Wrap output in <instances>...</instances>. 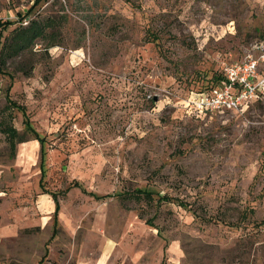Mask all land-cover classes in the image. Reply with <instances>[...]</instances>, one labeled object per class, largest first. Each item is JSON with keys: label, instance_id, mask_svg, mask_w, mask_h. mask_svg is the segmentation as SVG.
Here are the masks:
<instances>
[{"label": "rangeland", "instance_id": "rangeland-1", "mask_svg": "<svg viewBox=\"0 0 264 264\" xmlns=\"http://www.w3.org/2000/svg\"><path fill=\"white\" fill-rule=\"evenodd\" d=\"M35 2L0 0V122L27 140L14 152L0 132V264H264V97L186 108L224 65L258 58L264 0ZM33 19L44 37L9 51ZM8 96L47 136L44 176ZM44 192L59 194L57 232Z\"/></svg>", "mask_w": 264, "mask_h": 264}, {"label": "built area", "instance_id": "built-area-1", "mask_svg": "<svg viewBox=\"0 0 264 264\" xmlns=\"http://www.w3.org/2000/svg\"><path fill=\"white\" fill-rule=\"evenodd\" d=\"M258 58L226 64L222 68V83L195 93L186 100L188 114L240 112L264 97V43L256 45Z\"/></svg>", "mask_w": 264, "mask_h": 264}, {"label": "trees", "instance_id": "trees-1", "mask_svg": "<svg viewBox=\"0 0 264 264\" xmlns=\"http://www.w3.org/2000/svg\"><path fill=\"white\" fill-rule=\"evenodd\" d=\"M48 1H50V0H36L35 4L39 5L42 2H48ZM27 13H28V15H30L32 13V11L30 10ZM27 17H29V16H27ZM20 20L23 21L22 16H21ZM12 24H13V22H11V21L0 20V32H3L8 27H10ZM46 25H50V23L48 22L46 24L45 21L41 22V21H39V19L31 20L29 26L22 29L17 34V36H16L17 40L14 43L15 45L9 44V51L12 50V53L16 51L15 54H19V53L23 52L24 50L29 49L33 45V43L36 39H38L40 37H44V35H45L44 28ZM13 49H15V50H13ZM5 51H4V48H3V50H0V72H2V70H1L2 66L1 65H4V63L12 56V54H7L8 51L7 52H5ZM211 80H212V81H210L211 84H208L207 86H203L202 88H199L198 93L202 92L204 90L210 89L212 87H215L216 85L222 83V81H223L222 73L219 72V74L214 76ZM10 108L17 109L23 113L24 125H25L27 131H29L30 135L33 136L34 140L39 142V144L41 146V163H42L41 170H42L43 176L46 175V173L44 172V167H45V161H46L45 145L47 142V136L41 135L33 127V124H32V122H31V120L27 114L26 108L24 106H20L19 104H17V102L13 101L8 96L6 110H10ZM10 121H11V116L9 115V118L7 117L5 120L3 119L0 122V132H2L3 134L6 135V139L10 145V150L11 151L13 150L15 152L17 145L20 143H23L27 140H26L25 135L21 134L14 126L10 125ZM73 185L82 188L81 184H79V183L78 184L74 183ZM138 193L140 194L141 197H145L147 200H149V202L154 201V195H155L154 191L138 190ZM89 194L92 195V197H94L97 200H102V199L106 198V197L103 198L100 196H96L94 193H90V192H89ZM51 196L53 197L54 201L56 202V212L54 214V232H57L58 225H59V213H60V209H61L60 202H59V194L51 192ZM159 200L160 201L163 200L162 197ZM43 262H44V259H42L39 264H42Z\"/></svg>", "mask_w": 264, "mask_h": 264}, {"label": "crops", "instance_id": "crops-1", "mask_svg": "<svg viewBox=\"0 0 264 264\" xmlns=\"http://www.w3.org/2000/svg\"><path fill=\"white\" fill-rule=\"evenodd\" d=\"M38 142V141H37ZM39 143V142H38ZM44 196H48V197H50V199H52V201H53V203H54V213H53V226H54V214H55V212H56V202L54 201V199H53V197L51 196V192H44V194H43ZM59 202H60V199H59ZM60 207H61V204H60ZM61 210V209H60ZM60 214V213H59ZM58 228H59V225H58Z\"/></svg>", "mask_w": 264, "mask_h": 264}]
</instances>
